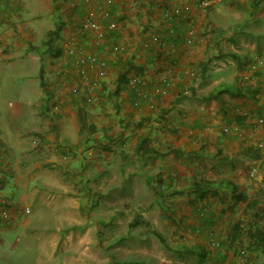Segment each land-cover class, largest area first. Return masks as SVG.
Masks as SVG:
<instances>
[{
  "label": "crops",
  "instance_id": "0c3cea01",
  "mask_svg": "<svg viewBox=\"0 0 264 264\" xmlns=\"http://www.w3.org/2000/svg\"><path fill=\"white\" fill-rule=\"evenodd\" d=\"M200 1L0 0V60L34 68L36 83L26 88L38 95L29 126L0 127V232L27 228L20 214L30 212L31 200L64 210L52 220L73 218L70 212L83 210L86 180L100 189L90 209L99 211L100 202L124 208L146 192L150 204L137 207L161 213L171 243L202 247L214 261L220 253L206 250L212 237L222 243L229 234L231 211L220 212L225 202L233 206L229 191L218 202L198 199L189 187L222 178L240 189L248 170L264 165L256 147L264 134V122L257 123L264 121V32L246 30L253 28L244 27L247 18L223 0L204 8ZM99 10H109L113 30ZM93 11L97 45L95 31L80 27ZM44 41L51 51L28 50ZM88 53L106 62L103 75ZM83 74L96 81L90 93ZM223 82L243 89L198 98ZM66 83L69 92L61 90ZM260 171L261 178L264 166Z\"/></svg>",
  "mask_w": 264,
  "mask_h": 264
},
{
  "label": "rangeland",
  "instance_id": "374dc122",
  "mask_svg": "<svg viewBox=\"0 0 264 264\" xmlns=\"http://www.w3.org/2000/svg\"><path fill=\"white\" fill-rule=\"evenodd\" d=\"M202 1L199 4L204 8L222 0H204L209 2L208 5H202ZM220 3L235 6L239 10V14L243 18H247L251 26L246 22L244 27L253 28L246 30L256 31L261 29L260 31L264 32V0H258L253 8L248 4V0H223ZM54 62V59L50 60V64L53 65ZM32 71H34V68L30 69L21 65L12 66L8 62L4 63L0 60L1 128L8 125L17 128L21 125H30V106L38 97L34 90L26 88L27 84L36 83ZM55 78L56 75L50 82L54 81ZM47 80H49V77ZM69 86L66 83L65 86H62V89L59 88L69 92ZM258 149L260 152L264 151L262 148ZM261 165L264 166L263 163H260L259 167L258 164L255 165L258 173L262 168ZM86 175H89V173ZM67 176L69 177L70 174H67ZM263 176L262 174L261 178L251 179L248 177L249 183L246 187L239 185L240 190L250 199L251 205H247L246 202L230 203L233 206H229L228 209H226L228 202L222 205L220 212L231 211L228 212L231 215V218L228 219V223H231L230 229L237 222L247 229L254 210L259 208L264 210ZM88 182L83 180L81 187L83 191L81 198L83 210L81 212H70L73 218L67 216L52 220V212L60 213L64 210L58 207L55 211H52L51 207L43 208L40 201L31 200L32 203L29 204L30 207L28 208L30 212L20 214L21 217L26 216L30 220L27 228L18 225L11 231L0 232V236L4 238L3 244H0V264H127V262L132 261L159 264L158 261L168 263L170 260L171 263L173 258H180L187 263L196 261V253L185 252L175 255L173 251L164 248L159 239L152 233V230L160 232L172 244L171 238L168 236L169 229L165 226L161 213L154 211L142 212L138 209V203L148 206L151 202V197L146 192L139 193L137 197L140 200L128 201L129 205L124 206V208L120 202L109 207L107 205L110 203L100 202L103 207L96 211V207L94 209H90V207L92 198L93 201L94 197L97 198V190L100 189H96L94 185ZM218 202L220 201L218 200ZM56 203L59 204V202ZM67 213L69 214V212ZM137 215L141 216L140 223L136 227H131L129 222ZM56 224L57 230H55ZM226 241L227 239L222 243L217 241L215 246L207 248L206 252L209 254L212 251L215 255L218 252L220 253L217 257H214V261H211L212 257L209 255L208 263L230 264L227 259L232 258L241 264H252V262L264 264V254L262 252L248 250L246 236L236 241L238 242L237 247L228 248L225 245ZM240 256H243V260L239 259ZM222 257L223 261L221 260Z\"/></svg>",
  "mask_w": 264,
  "mask_h": 264
},
{
  "label": "trees",
  "instance_id": "16d2710c",
  "mask_svg": "<svg viewBox=\"0 0 264 264\" xmlns=\"http://www.w3.org/2000/svg\"><path fill=\"white\" fill-rule=\"evenodd\" d=\"M258 0H248V4L250 7H255ZM28 50L37 52V53H44L51 51V46L49 44V41H44L41 46H37L34 44H29ZM58 52H54V55H57ZM205 72V68L202 70V74ZM203 77V76H202ZM44 82L40 81V87H44ZM243 88L236 87L233 85H230L228 83H218L214 86L212 90H210L208 93L199 95L198 98L201 100L206 99H220V94L223 92H231L232 94L240 93ZM45 95L47 96V92L45 91ZM49 96V95H48ZM80 114V112H78ZM81 115V114H80ZM82 124L84 122L82 121ZM249 152V150H248ZM249 153H255L258 154V152H249ZM191 192H194L196 194V197L198 199H203L206 196H216L220 200V202H223L225 200V194L222 191L223 189H227L230 194V199L232 204H237L238 202H246L247 205L250 204V199L247 198L246 194L242 192L238 188L236 184L233 182L227 180V179H201L199 181H195L192 183L189 187ZM252 219L248 223V228L245 229L239 222L235 223L233 227L230 229V232L227 236L226 244L228 248L234 247L236 244V241L242 237L247 238V240L250 242L248 243V250H254V251H260L264 254V210L262 208L254 210L252 214ZM141 216L137 215L134 219H132L129 222V225L131 227L138 225L140 221ZM152 233L159 239L161 244L164 248L167 250H171L175 253V255L182 254V253H196V261L194 263H180V262H171L170 264H211L208 263V258L206 257L205 251L202 249V247H198L196 245H183V244H177L173 245L170 244L166 238L160 233L155 230H152ZM207 259V262H206ZM223 261V257L221 258ZM255 264V263H254Z\"/></svg>",
  "mask_w": 264,
  "mask_h": 264
},
{
  "label": "built area",
  "instance_id": "2783aa9c",
  "mask_svg": "<svg viewBox=\"0 0 264 264\" xmlns=\"http://www.w3.org/2000/svg\"><path fill=\"white\" fill-rule=\"evenodd\" d=\"M202 5H208L209 2L207 1H202L201 2ZM98 14L100 15V18L102 19H107L109 20L110 18V12L109 10H99ZM95 12H90L85 18L84 20L82 21L81 23V29L86 32V31H89L91 29H93L95 31V37H94V44L97 45V43H99V41L102 39V34L101 32H98V29L96 28V23H95ZM105 28L107 30H113L115 28V22L113 20H109L106 25H105ZM188 41H190L188 39ZM67 51L69 53H72L74 54L76 51H78V53L82 54V53H85L82 52L81 50H73L72 47L71 48H68ZM85 58L87 59L88 63H90L91 65H97V73L99 75H103L104 73V69H105V66H106V62L102 59H98L96 55H94L93 53H88L85 55ZM80 69H83V68H80ZM82 80H85V83H86V87H87V90L88 92L90 93L94 87H95V84H96V81L93 79V78H90L88 77L86 74H83L82 75ZM263 118H259L257 120V123L259 124V126H262L263 125ZM256 147L257 148H262L264 149V134H262L261 136H259V139H258V142L256 143ZM248 177L251 179V178H257L259 177L258 175V169L257 167H251L249 172H248ZM217 244V240L215 238H211L210 240V245L211 246H215ZM240 260H243V256H240L239 257Z\"/></svg>",
  "mask_w": 264,
  "mask_h": 264
}]
</instances>
